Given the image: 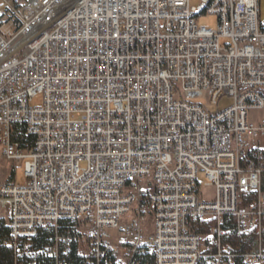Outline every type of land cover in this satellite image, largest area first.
<instances>
[{
	"label": "built area",
	"instance_id": "obj_1",
	"mask_svg": "<svg viewBox=\"0 0 264 264\" xmlns=\"http://www.w3.org/2000/svg\"><path fill=\"white\" fill-rule=\"evenodd\" d=\"M200 1L215 30L190 0H0L1 156L26 178L0 186L16 264H61L73 244L89 264H235L232 237L264 264L260 4ZM223 96L214 114L199 102Z\"/></svg>",
	"mask_w": 264,
	"mask_h": 264
},
{
	"label": "trees",
	"instance_id": "obj_2",
	"mask_svg": "<svg viewBox=\"0 0 264 264\" xmlns=\"http://www.w3.org/2000/svg\"><path fill=\"white\" fill-rule=\"evenodd\" d=\"M1 6V2H0ZM67 226V225H66ZM66 230V229H65ZM69 230L72 233V229L69 226ZM68 232V229L65 233ZM207 231L198 226V233L206 234ZM10 236V228L8 222L5 218H0V264H16L17 256L13 248L6 246L7 241ZM53 235L42 230L40 231L38 237L33 240V245L36 250L43 249L50 243V238ZM232 244L235 253V264H243V254L248 250L249 244L247 242H242L241 240L235 238H229L225 240V243ZM91 249L80 246L79 244H73L71 246V253L67 255H61V264H89L92 261H95L96 257L94 254L90 253ZM108 260L111 264H114V259L110 255ZM137 264H155L154 258L151 256H137L136 258ZM37 264H56L55 259L47 258L45 256L40 255L37 260ZM26 264H30L27 262ZM199 264H204L201 261Z\"/></svg>",
	"mask_w": 264,
	"mask_h": 264
},
{
	"label": "rangeland",
	"instance_id": "obj_3",
	"mask_svg": "<svg viewBox=\"0 0 264 264\" xmlns=\"http://www.w3.org/2000/svg\"><path fill=\"white\" fill-rule=\"evenodd\" d=\"M12 5L21 6L28 2V0H7ZM2 4V3H1ZM260 4V16H261V22L264 26V0H259ZM201 5L200 0H190V6L192 8H198ZM7 15V13L3 10L0 11V14ZM197 24L199 28H206L209 30H215L217 27V19L214 16L211 15H201L197 19ZM229 41H222V44L228 43ZM40 98H37L33 104L39 105L40 104ZM199 102L203 105H205L206 109L209 111V113H217L220 111H223L227 108H229L233 104V99L229 96H223L220 100L217 101V104L212 105L208 103L205 99V97L200 98ZM249 121L250 123L257 125L260 122H264V112L262 111H253L249 115ZM1 146H0V186L4 184H9L11 182H14L17 186H23L26 183V178L24 174V161L14 162L10 163L6 161L1 156ZM202 183H205L203 179H201ZM212 189L207 188L205 189V196L211 197ZM208 198V199H209ZM0 218H4L3 214L0 213ZM118 239H114L113 246L114 248H118L120 253L119 257L123 256L122 249H120V245L117 243ZM119 246V247H118Z\"/></svg>",
	"mask_w": 264,
	"mask_h": 264
},
{
	"label": "bare ground",
	"instance_id": "obj_4",
	"mask_svg": "<svg viewBox=\"0 0 264 264\" xmlns=\"http://www.w3.org/2000/svg\"><path fill=\"white\" fill-rule=\"evenodd\" d=\"M34 2L36 0H30ZM204 8H210V1H203V8L189 10V20H196L199 16L204 15Z\"/></svg>",
	"mask_w": 264,
	"mask_h": 264
}]
</instances>
